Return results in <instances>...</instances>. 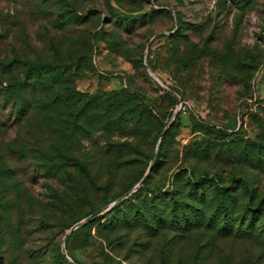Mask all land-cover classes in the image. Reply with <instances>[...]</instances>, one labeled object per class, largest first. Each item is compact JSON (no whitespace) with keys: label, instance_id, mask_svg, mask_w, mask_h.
<instances>
[{"label":"rangeland","instance_id":"1","mask_svg":"<svg viewBox=\"0 0 264 264\" xmlns=\"http://www.w3.org/2000/svg\"><path fill=\"white\" fill-rule=\"evenodd\" d=\"M260 201L264 0H0V264H264Z\"/></svg>","mask_w":264,"mask_h":264},{"label":"trees","instance_id":"2","mask_svg":"<svg viewBox=\"0 0 264 264\" xmlns=\"http://www.w3.org/2000/svg\"><path fill=\"white\" fill-rule=\"evenodd\" d=\"M14 63L22 65V67L24 68V74L26 76L25 79L27 80V84H28L27 86L22 85V84L18 86L17 84H14V82H10L11 83L10 86L13 87L11 88L12 90L10 89L9 91L3 94V97L5 98L6 102H8V100H12L14 102V105L16 107L15 108L16 119L22 120L23 117L27 116V114L29 113V111L32 110V108L37 110L41 105L45 104V102L43 101H38V99L35 100L38 92H41L42 93L41 95L46 97L47 100L51 102V104H54L56 103L57 100H60L54 97L55 93L52 92V90H54V88L58 84H60L61 81L63 80V72L61 71L60 67L57 64H54L53 62H43L40 60H37V61L13 60L11 62H7L2 65H6V67H10ZM28 90L30 91L31 98L27 95ZM17 99H19V102H17ZM62 99L66 100L65 96L62 97ZM159 150H160V147H159ZM154 159L157 164L158 162L157 157ZM206 179L207 178L200 177L197 180H194L193 182L194 187L195 188L197 186L204 187V185L206 184L205 182ZM210 180L212 182L214 181L213 178H210ZM231 181L236 182V183L240 182L246 189H248L246 184L241 180L232 178ZM220 188L222 190L220 195H223L222 193L224 191H229L233 189L232 186L220 187ZM262 202L263 201L258 202L257 207L254 210H252V214L247 217L249 221L253 222L256 219L257 215L261 213V211L263 210V206H264ZM80 220L81 219H79L78 222ZM223 225H224L223 226L224 228L229 226L227 222H224ZM59 260H60V263L62 264H78L76 261H74V263H71L67 259V257L61 253L55 259L54 264H57Z\"/></svg>","mask_w":264,"mask_h":264}]
</instances>
